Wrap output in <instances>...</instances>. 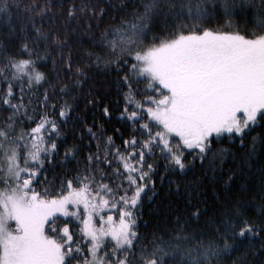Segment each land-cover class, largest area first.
Returning <instances> with one entry per match:
<instances>
[{
	"label": "snow or ice",
	"instance_id": "1",
	"mask_svg": "<svg viewBox=\"0 0 264 264\" xmlns=\"http://www.w3.org/2000/svg\"><path fill=\"white\" fill-rule=\"evenodd\" d=\"M65 5L0 0V264L264 256V0Z\"/></svg>",
	"mask_w": 264,
	"mask_h": 264
},
{
	"label": "trees",
	"instance_id": "2",
	"mask_svg": "<svg viewBox=\"0 0 264 264\" xmlns=\"http://www.w3.org/2000/svg\"><path fill=\"white\" fill-rule=\"evenodd\" d=\"M117 4H119V0H116ZM67 3H70V0H66ZM215 21L213 22V25H215ZM84 47H87V45H84ZM77 55L81 54V51L79 49H74ZM103 79V78H100ZM107 85H100L99 91L103 92L107 90ZM111 101L115 103L117 97L113 95L110 97ZM83 105H81L82 107ZM92 114L89 113V120H91ZM109 128V132L113 128L119 127L118 122L112 121L110 124L107 125ZM121 131H124L121 129ZM71 139V138H70ZM117 143H120L119 139L116 141ZM190 159V157H189ZM199 163V162H197ZM71 167V165H69ZM59 171V170H57ZM51 175V174H50ZM186 180H192L193 176L189 174L188 177L185 178ZM157 181V189L158 195L156 198L151 201L150 203L145 201L144 208H143V217L141 220V223L147 222V228H141V232L145 231H151L152 229L156 228L157 226L163 228L168 226L167 221L171 218H174L178 213L175 212V208L179 206L178 204V198L169 191L167 183H165L163 186H160L159 177L156 178ZM249 180L245 179L243 181H240L239 183L244 185L247 184ZM259 248V244L257 243L256 248L252 249V252L254 255L250 254L248 257V264H264V256H261L259 251L257 249ZM244 249H242L240 252L235 253L233 258H239L244 254ZM226 264H231V260L227 261Z\"/></svg>",
	"mask_w": 264,
	"mask_h": 264
}]
</instances>
